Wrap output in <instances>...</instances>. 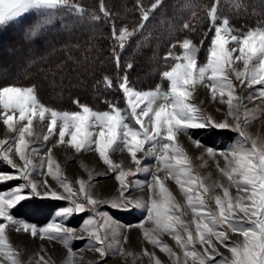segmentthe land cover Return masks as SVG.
I'll list each match as a JSON object with an SVG mask.
<instances>
[{
    "label": "snow or ice",
    "instance_id": "snow-or-ice-1",
    "mask_svg": "<svg viewBox=\"0 0 264 264\" xmlns=\"http://www.w3.org/2000/svg\"><path fill=\"white\" fill-rule=\"evenodd\" d=\"M222 0H211V3L204 6L205 16L210 23V31L213 32L210 45L207 48L206 63L198 66L197 52L198 48L189 38L170 44L164 59L173 60L174 63L168 70L162 72V77L170 82V90L162 91L158 85L155 91L136 90L129 83L127 70L132 69L133 64L127 63L123 67V75H117L115 80L108 75L103 76V83L109 88L116 87L123 94L127 109H122L116 104H109V110L95 111L87 104H83L79 99L73 100L79 110L76 111H58L46 106L40 102L36 94L35 86H0V116L3 117V123L9 129L15 131L18 135L12 140H0V160L11 166L13 172L0 171V184L9 181H23L18 183L11 190L0 191V248L10 244L6 243L5 228L6 223L10 225L19 224L25 232H30L32 236H47L50 239H60L65 246H69L75 237L72 228L65 227L63 223L51 222L45 227H38L35 224H29L14 218L12 210L22 201L33 197L50 198L53 200L67 201L68 206L61 207L56 213L57 217L65 219L85 212H92V216L85 222L84 230L89 232V240L93 241L89 247L94 250L101 258L109 254L111 244L107 243L108 236L106 232L101 235L96 228V216H100L105 225L110 224V218L106 213L98 211L97 205L104 203L110 204L112 208L145 209L147 219L151 220L154 227L145 228L140 224L144 237L153 246L160 248L162 252L170 256L175 255L172 248L161 239L156 238L157 232L168 233L182 249L185 251L184 261L181 264H187V257H192L193 261H199V264H264V139L253 138L245 131L249 122L248 113L242 103V98L236 97L237 103H233V93L235 85L226 70V66L235 73V78L241 85L247 81L248 85H264V24H258L247 31H238L231 26L227 16L220 13ZM162 6V0H152L150 5L145 6L143 0H137L136 8L139 10V21L134 27L129 29L127 26L117 27L112 13L106 8L104 0L99 2V12L103 18L110 23L111 36L116 41V46L112 49L113 59L117 69H121L120 52H122L129 41L138 33H142L146 23L151 15ZM230 7L234 11L241 10L244 6L242 0H230ZM42 9H67L78 14H83L86 10L79 3H73L72 0H0V25H8L9 22H15L17 18L23 17L32 10ZM193 18L196 13L193 12ZM91 19L100 20L101 16L95 13ZM184 30L194 31L195 26L189 21L182 24ZM36 34V28L30 30V35ZM230 42L236 46L228 47ZM183 50L182 55L175 53V48ZM117 47L120 51H117ZM239 52V55L233 57V53ZM242 60L244 70H238L232 67V61ZM258 63H251L253 61ZM210 73V75H209ZM212 81L210 87L215 91L217 87L221 89L220 95L224 96V89L227 91L228 112L225 119L216 121L213 117L206 115L197 104L189 102L191 91L195 90L198 83H202L205 77ZM260 98H264V87L259 90ZM248 99H252L251 96ZM163 103H158V101ZM143 105V107H141ZM241 109L245 112L243 120L241 119ZM18 111L19 117L14 124V114ZM11 112L12 114H9ZM46 114L50 116L48 130L55 133L58 126L59 142H65L66 135L70 137L67 144L74 147L77 153L82 150L95 147L103 162L109 169L116 174V180L120 183L119 195L112 200L100 201L94 199L90 191V185L84 180L78 181L79 188L74 187L58 171H53V161L48 149L47 154V172L42 173L50 176L57 182L59 188L53 187L45 178L40 182L33 181L31 175L36 165L29 158L27 149L29 147L25 136H32L30 126L33 117L37 116L41 121L46 119ZM144 117L150 121V126L144 122ZM228 117L232 118L229 122ZM27 121V123H22ZM58 121L60 122L58 125ZM134 121L135 127L131 122ZM19 125V126H17ZM229 129L237 132L243 139L234 145L229 152L221 151L220 156L224 157L225 166L220 168L224 176L228 178L231 184L237 189H243L248 193L246 196L237 194L233 198L229 193V188L223 184L213 183L206 186L203 182L197 184V188L204 192H213L215 188H223V196L215 195L210 199L215 200V210L204 211L205 203L202 198L195 201L192 196H187V203L191 207L193 219L199 216L196 222V235L189 230L187 223L181 220V216L176 214L179 211V205H174L173 209L168 208V204L173 199L169 190L160 180L158 175L153 174L150 182H146V187L150 193H155L158 188L159 195L146 201L130 198L129 188L131 182L126 183L125 177L135 175L141 171L149 172V168L143 163L137 153H142L144 158L155 156L169 174L175 172V166H181L178 172H175L176 183L181 185V190L187 192L184 184H195L199 177L192 178L190 169L183 167L189 163V160L181 147L174 146L173 141L177 132L187 134L189 129L203 128ZM43 140L47 142L49 135H44ZM196 147H202L200 141L193 140ZM15 145V154L23 161L20 166L13 159L12 145ZM147 145V148L145 147ZM117 147L121 150L127 149L132 161L136 164L135 172L132 169L121 170V166L113 163L109 158L110 150L114 151ZM209 157L216 156V150L212 147L204 149ZM172 153L174 155H169ZM175 160V165L172 164ZM45 167L42 160L40 168ZM58 168V166H57ZM180 174H185L189 178L182 181ZM172 214H169V212ZM242 214V215H241ZM6 222V223H5ZM114 223V222H111ZM227 226L232 232H238L243 236L242 242L227 243L228 234L223 230ZM96 230L89 231V228ZM119 227V225H116ZM181 232L187 233L186 239ZM211 237H215L220 244L230 248L231 258L223 257L217 251ZM204 246L203 252L197 251L194 247L195 242ZM121 251L124 250L121 248ZM15 254L9 255L7 259L11 264H22L18 258H13ZM145 255L149 258V264H162V261L156 256L155 252H147ZM69 256L75 254L69 247ZM215 256H220L219 260ZM36 264H49L44 256H40ZM99 264V262H98Z\"/></svg>",
    "mask_w": 264,
    "mask_h": 264
},
{
    "label": "rangeland",
    "instance_id": "rangeland-1",
    "mask_svg": "<svg viewBox=\"0 0 264 264\" xmlns=\"http://www.w3.org/2000/svg\"><path fill=\"white\" fill-rule=\"evenodd\" d=\"M240 31L243 32L247 30L244 29ZM195 45L198 48V66H201L206 63L207 48L210 45V40L208 44ZM233 46L236 45L232 42L228 45V47ZM182 51L183 50H181L179 55H182ZM236 55H239V52L233 53V57ZM26 62L27 61L25 60L23 61V57H21L20 62H16V60L13 59L8 61L7 69H12L14 72H17L18 70L23 71V66L26 65ZM173 63L174 61H172V64ZM251 63L258 62L254 60L253 62H250V66ZM172 64H170V66ZM232 67L241 71L244 70L243 61L233 60ZM226 70L229 72V75L236 86L233 93V103L236 104V97H240L242 98L244 107L250 110L248 113L249 122L245 127V131L253 138L264 139V98H260L259 96V90L261 87H264V85H248L247 81L241 85L240 82L236 80L235 73L231 68L226 66ZM10 76H13V74H10ZM161 79L164 84L163 86L156 84L141 91H155L158 85L161 87L162 91H169L170 82L164 79L162 75ZM43 81L45 83L43 87V95L48 94V97H46L48 100L54 99L57 95H60V93L56 91L57 87L55 86V81H52L49 78H43ZM211 83L212 81L206 76L202 83H198L195 86L194 91L189 89L191 91L189 102L197 104L206 115L213 117L216 121H222L225 119L226 113L228 112V106L226 103L228 89L223 90L224 96L221 97V89L217 87L214 95L213 90L210 87ZM25 84V86L18 87L32 86V82H27ZM120 94L121 97H118L116 102L106 101L102 106L104 109L93 110H109V104L113 103L122 109H127V104L123 99L122 92H120ZM249 96H251L252 99H248ZM39 100L44 103L41 99ZM158 103H163V101H158ZM141 107H143V105H141ZM76 110H79L77 105L74 106L72 111ZM0 111H2V109H0ZM9 114L12 113L9 112ZM240 114L241 119L243 120L245 116L243 109H241ZM18 117L19 113L17 111L14 114V124L17 123ZM143 119L145 124L150 126L148 118L144 117ZM228 120L231 122L232 118L228 117ZM49 122L50 116L48 114H46V119L44 121H41L38 115L33 117L30 126L33 135L25 136V139L29 144L27 149L29 158L33 164L36 165V168L32 172L31 179L40 182L46 178L51 186L59 188V185L55 180L50 176L42 174L47 172V154L48 149L51 148L52 152L50 153V156L53 161V171H58V174L66 179L74 189L79 188L78 181L84 180L90 185V191L94 199L110 201L117 197L120 192V183L115 178L117 173L111 171L108 165L103 162L95 147L93 146L92 148L77 153L74 147L67 144V140L70 139L69 136L66 135L65 142H59L58 126L55 133L49 132ZM22 123H27V121H23ZM59 123L60 122L58 121V125ZM131 123L139 128L138 125H135L134 121ZM17 135L18 134L15 131L4 125L3 117L0 116V140H12ZM44 135H49V140L47 142L43 140ZM242 139L243 138L240 137L237 132L229 129H217L214 127L189 129L187 134L184 132L176 133V138L172 143L174 146L181 147L189 160V163L183 167H188L190 169L192 178H200L196 180L195 184H184V188L189 189L187 195L181 190V185L176 183L175 172H178L181 166H175V172L170 175L169 171L155 158V156L144 158L143 154L138 152L137 157L143 160V163L149 168V172L141 171L135 175L130 174L125 177V182H131L132 185L128 190L130 192V198L146 201L158 196V188L155 193H150L146 187V182L151 181L152 175H158L173 197L168 204V208L174 210L173 206L179 205V211L176 214L181 216V220L187 223L189 230L192 231L193 235H196V222L199 221L200 217L196 216L195 220L193 219L191 207L187 203V196H192L194 201L197 198H202L205 203V212L209 209L215 210L216 208L215 200L210 199V197L215 195L223 196V188L217 187L213 192L206 193L203 189L197 188V184L200 182H203L206 186H211L213 183L223 184L229 188V193L233 198H235L237 194L240 196L248 195V193L244 192L242 188L237 189L235 185L231 184L228 178L220 171V168L225 166V161L224 157L220 156L219 153L221 151L229 152L231 148ZM193 140L200 141L202 147H196V145L192 143ZM4 147L5 145H0V148ZM145 147L147 148V145ZM207 147H212L216 150L217 154L215 157L207 156L204 151ZM12 149L11 155L13 156V159H15L18 165L23 166V161H21L19 156L15 154L14 144L12 145ZM169 155L171 156L174 154L169 153ZM109 158L113 163L120 165L121 170L127 171L128 169H132V171L135 172L136 164L132 161L131 155L127 149L121 150L120 147H117L114 151L110 150ZM42 160L45 164L43 170L40 168ZM171 162L175 165V160H172ZM0 171L11 173L14 170L11 166L0 160ZM179 178L184 181L189 177L185 174H180ZM18 183H23V181L14 180L5 184H0V191L11 190ZM65 206H68L67 201L33 197L24 200L17 205L12 210V214L14 218L20 221L35 224L38 227H45L51 222L63 223L65 227L74 230L75 237H83V239L74 238L71 240L69 246H65L60 239H50L47 236L41 237L39 235L32 236L30 232H25L19 224L13 226L5 222L6 243L10 244L11 247L4 246L0 248V264H11V261H9L7 257L13 254H15L13 258H18L22 264H36V261H38L40 256H44L45 259L49 261V264H98V262L99 264H149V258L145 255V250H147V252H155L156 256L162 261V264H181L185 259V251L192 250V246L188 249L180 248L174 238L168 233L157 232L155 234L156 238L161 239L164 243L168 244L175 255L170 256L168 253L162 252L160 248L155 247L148 242L143 235L144 230L139 227L140 224H144L145 228L148 229L154 227L152 221L147 219V211L145 209H137L134 207L112 208L110 204L101 203L97 205L98 211L107 214L110 218V224L106 226L104 220L97 215L96 228L99 229L101 235L105 234L106 227L109 229L106 233L108 236L107 243L111 244L109 254L106 257L101 258L94 250V247H89L90 243H93V241H90L88 238L89 232L84 230L85 222L93 215L92 212L89 211L74 214L71 217L61 219L56 216V213L59 208ZM23 211H26L27 216L32 220H26L18 215ZM169 214H172V212L170 211ZM0 222H4L3 218H0ZM116 225H119V227H116ZM96 228L90 227L89 231L96 230ZM223 230L227 231L229 238L227 243L229 245L233 242L243 241V236L240 233L232 232L230 229H227L226 225L223 226ZM181 235L186 239L187 233L181 232ZM211 239L213 244H215L217 251L222 254L223 257L231 258L229 247L220 244L215 237H211ZM69 247L75 254L74 257L69 256ZM194 247L200 252H203L204 250V246H202L198 240L195 242ZM121 248L124 250L123 252L121 251ZM220 258V256H215L216 260H219ZM187 264H199V261H193L192 257L189 256L187 257Z\"/></svg>",
    "mask_w": 264,
    "mask_h": 264
},
{
    "label": "trees",
    "instance_id": "trees-1",
    "mask_svg": "<svg viewBox=\"0 0 264 264\" xmlns=\"http://www.w3.org/2000/svg\"><path fill=\"white\" fill-rule=\"evenodd\" d=\"M72 2L79 3L86 11L78 14L67 9L32 10L15 22L0 25V86H25L32 82L38 99L51 108L72 111L73 100L79 99L101 110L106 101L116 102L121 97L116 87L109 89L103 83V76L115 80L117 75H123L124 65L131 62L133 67L127 70L131 86L138 90L156 84L163 86L162 72L173 61L164 59L170 44L184 38L191 39L194 44H208L213 34L204 11L211 0H162V6L151 15L143 32H138L120 52L121 69H117L112 54L116 41L111 36L109 21L99 12L100 0ZM136 2L104 0L117 27L129 29L139 21ZM151 2L143 0L145 6ZM242 4L244 7L237 12L229 6L230 0L221 3L220 13L228 17L234 29L248 30L264 24V0H242ZM93 13L101 19H91ZM186 20L195 26L194 31L182 28ZM33 28L36 34L30 35ZM181 50L177 45L175 53L179 55ZM117 51H120L118 47ZM21 57L27 61L23 71L7 69L8 61L20 62ZM43 78L55 81L60 95L48 100V94L43 95ZM18 215L32 220L26 211Z\"/></svg>",
    "mask_w": 264,
    "mask_h": 264
}]
</instances>
